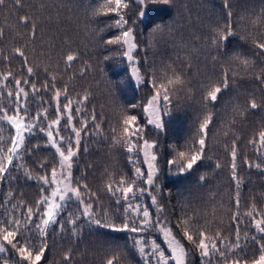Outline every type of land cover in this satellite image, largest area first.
<instances>
[{
  "label": "snow or ice",
  "instance_id": "obj_1",
  "mask_svg": "<svg viewBox=\"0 0 264 264\" xmlns=\"http://www.w3.org/2000/svg\"><path fill=\"white\" fill-rule=\"evenodd\" d=\"M12 2L17 9L23 7L22 0ZM171 3L172 0H104L91 10L94 18H112V23L98 29L96 35L105 48L119 49L118 55L130 66L129 79L135 88L148 89L140 101L119 107L115 123L103 111L98 117L95 107L88 110L91 98L88 90L78 93L74 100L69 96L68 84L58 86L57 76L47 65H31L26 55L27 44L11 49L12 55L24 61L23 70L28 78L14 73L10 67L0 71V183L13 171H22L26 179L38 184L39 195L30 204L22 194L16 200V193L9 190L0 201L3 210L0 211V254H4L0 264H13V261L14 264H49L45 253L49 250L50 230L63 233L66 226L72 236L78 235L84 227L103 230L105 234H124L125 245L113 242L105 252L103 264H125L129 253L138 258V264H193L194 253L200 264H264V208L251 199L247 210L241 211L242 181L237 163L243 159L248 168L264 170V126L247 141L257 156L255 162L241 155L242 137L234 131L237 120L247 118V110L264 108V97L258 102L249 94L246 107L235 105L228 122L221 125L224 138L231 137V142L225 143L223 148L230 157V177L235 186L234 208L229 210L227 225L215 219V210L211 221L199 214H189L184 207L177 218L176 212L161 203L158 195L162 186L158 181L163 142L149 135L150 128L166 133L181 99L191 101L198 89L201 111L195 118V128L181 145L170 146L171 156L166 163L171 174L186 177L205 160L212 159L206 155L209 130L215 126L216 119L210 106L219 103L237 79L251 78L264 85V67L257 68L258 58L264 62V10L251 20L253 28H259L260 33L250 31L246 37L239 36L231 23L230 2L222 0L228 23L210 28L206 41V47L211 49L208 59L214 72L218 67L219 75H205L203 80L195 81L197 87L194 88L192 65L187 59L180 63L148 65L146 58L142 61L135 55L139 45L134 25L145 21L154 6ZM4 4L5 0H0V6ZM133 7L136 19L129 15ZM19 21L31 24L28 35L34 39L36 23L27 15L19 17ZM159 29L157 25L153 30ZM106 30L116 31L104 37L101 34ZM3 34L0 29V38ZM233 39L242 43L233 44ZM249 44L251 51H244ZM0 56L10 64V55L3 49ZM109 59L112 57H104V60ZM78 60V54L66 55L65 71L71 72L72 63ZM56 67L59 69V65ZM41 71L46 77L42 81L39 79ZM89 71L91 64L86 62L78 75L84 78ZM75 75L77 73L70 79ZM45 95L50 99L46 100ZM30 96L39 100V107L34 110ZM5 124L8 126L6 136ZM93 136L124 151L132 165L130 174L106 168L95 190L86 182L84 169H80L81 177L74 176V169L79 167L82 142ZM49 146L54 149L51 159L47 156L33 159L42 148ZM28 160L39 170L36 174L28 167ZM139 164L146 167L137 166ZM214 166L221 168L218 161ZM198 179L205 182L206 176L200 175ZM104 197L108 198L107 203ZM145 197L150 199V204L145 202ZM152 206H155L154 211ZM244 220L248 222L245 227L256 234L241 232ZM226 228L231 230L226 231ZM250 243L255 244L254 250ZM62 258L65 264H72L71 249Z\"/></svg>",
  "mask_w": 264,
  "mask_h": 264
},
{
  "label": "trees",
  "instance_id": "obj_2",
  "mask_svg": "<svg viewBox=\"0 0 264 264\" xmlns=\"http://www.w3.org/2000/svg\"><path fill=\"white\" fill-rule=\"evenodd\" d=\"M103 2L104 0H22L23 7L17 9L12 0H5V4L0 6V29H3L4 33L0 38V49H3L6 55H10V64L0 56V71L10 67L14 73L28 78L23 70L24 61L11 54L14 46L27 44L26 55L31 65H47L49 71L57 76L58 86L63 87L64 83L68 84L69 96L74 100L78 93L83 94L88 90L91 93L87 104L88 110L91 111L95 107L98 117L103 111L104 115L115 123V112L119 107L140 101L148 89L143 86L139 89L135 88L134 82L129 79L130 66L125 58L118 55L119 49L105 48L101 44L100 37L96 35L98 29L112 23V18H94L91 15V10ZM229 2L232 12L231 23L238 35L246 37L250 31L259 34L260 29H254L251 20L264 10V0H229ZM135 11L136 8L133 7L129 12L132 19H136L133 15ZM24 15L29 16L36 23L34 39L28 35L32 30L31 24L25 25L19 21V17ZM227 23L228 17L222 6V0H172L170 5H156L145 21H138L134 25L136 42L139 45L135 55L142 61L146 58L148 65L180 63L187 59L192 65L191 78L196 88V80H203L205 75H219L218 67L214 72L212 63L208 59L211 49L206 47V41L210 35V28ZM157 25L160 29L154 31ZM115 31L112 30L110 33L106 30L101 35L107 37ZM232 43L242 42L233 39ZM244 51H251L250 44L245 46ZM68 54L79 55V60L71 65V72L65 71L64 59ZM105 56H111L112 59L104 60ZM86 62L91 64V71L86 77L81 78L78 73ZM262 67L264 62L258 58L257 68ZM73 73L77 75L70 79ZM39 79L41 81L46 79L42 71L39 73ZM249 94L260 102L264 97V85L251 78L237 79L223 94L219 103L214 107L210 106L216 119L215 126L210 127L209 130L210 140L206 155L212 159L205 160L186 177L171 174L166 162L171 156L170 146L181 145L195 128V118L201 111L198 89L191 101L181 99L178 109L167 125L166 133L149 129L152 138L163 142L164 155L160 159L161 174L158 181L162 191L158 199L168 209L176 212L177 218L181 208L184 207L189 214H199L210 221L213 220L215 210L216 220H223L225 225L229 223V210L234 208L232 197L235 194V186L230 177V157L223 148L225 143L231 142V137L224 138L221 125L228 122L235 105L246 107ZM45 99L49 100L50 97L45 95ZM30 104L34 110L39 107V100L30 96ZM261 126H264V108L247 110V118L238 119L234 128V131L242 137L239 149L241 155H246L254 162L257 156L247 141L259 131ZM4 127L6 136L8 126L5 124ZM104 131L107 133V127ZM81 147L79 167L74 169V176L81 177L80 169H84L87 174L86 182L94 190L100 186L101 174L106 168L112 167L129 173L132 167L124 151L110 147V142H105L99 137L86 139ZM53 154L54 149L49 146L42 148L39 155H34L33 159L44 156L51 159ZM215 161L221 164L220 169L215 168ZM237 163L238 176L242 181L241 211L247 210L251 199H254L258 207L264 208V170L248 168L243 159L238 160ZM27 164L32 168L33 174L39 171L33 166L32 160H28ZM137 166L146 167L142 164ZM200 175L206 176L205 182L199 181ZM9 190L16 193V200L20 199L22 194L23 199L30 204L34 203L39 195L38 184L26 179L22 171H13L0 183V201H3ZM104 199L107 203L108 198L104 197ZM144 200L150 204V199L145 197ZM152 209L154 211L155 206H152ZM247 223L246 220L242 222L241 232L249 231V235L256 234L250 227H245ZM48 242L49 250L45 253V260L49 264H65L62 257L69 249L73 254L72 264H103L105 252L113 242L122 246L126 243L124 234H105L103 230H90L88 227H84L78 235L72 236L67 226L63 233L50 230ZM250 247L254 250L256 246L250 243ZM3 256L4 254H0V257ZM125 264H138V258L129 253ZM193 264H200L195 253Z\"/></svg>",
  "mask_w": 264,
  "mask_h": 264
}]
</instances>
